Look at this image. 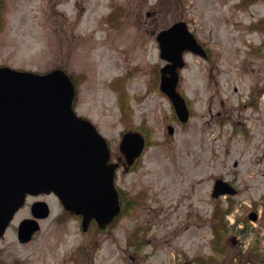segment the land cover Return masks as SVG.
Returning a JSON list of instances; mask_svg holds the SVG:
<instances>
[{"label":"rangeland","instance_id":"obj_1","mask_svg":"<svg viewBox=\"0 0 264 264\" xmlns=\"http://www.w3.org/2000/svg\"><path fill=\"white\" fill-rule=\"evenodd\" d=\"M0 6V65L62 67L77 76L74 109L106 137L110 159L120 158L115 183L127 197L113 224L83 231L53 194H42L48 213L20 242L16 228L30 215L28 197L0 240V264H72L68 253L83 245L90 255L82 264H264V0H0ZM112 6L118 15L107 20ZM178 19L208 48L205 58L183 54L178 90L192 111L183 124L159 89L165 60L154 39ZM126 130L149 141L131 166L118 147ZM217 176L237 193L212 197ZM218 222L223 237L214 241Z\"/></svg>","mask_w":264,"mask_h":264},{"label":"water","instance_id":"obj_2","mask_svg":"<svg viewBox=\"0 0 264 264\" xmlns=\"http://www.w3.org/2000/svg\"><path fill=\"white\" fill-rule=\"evenodd\" d=\"M157 38L168 60L161 68L160 89L178 118L186 121L189 111L176 91V67L184 63L182 51H198V45L182 21L160 31ZM73 97V82L60 68L36 73L0 66V236L27 194L54 193L65 209L82 216L84 229L92 218L103 228L119 212L117 163L109 161L107 142L96 127L74 112ZM143 147L138 131L122 134L119 149L128 165ZM225 192L235 189L216 179L212 195ZM31 210L35 217H45L48 205L38 200ZM36 228V219L26 218L18 237L27 240Z\"/></svg>","mask_w":264,"mask_h":264},{"label":"flooded vegetation","instance_id":"obj_3","mask_svg":"<svg viewBox=\"0 0 264 264\" xmlns=\"http://www.w3.org/2000/svg\"><path fill=\"white\" fill-rule=\"evenodd\" d=\"M251 2L252 0H248V2ZM115 12H117V9L115 8V6H112V7H110V10L108 11V14H107V20L108 19H110V18H115L118 14L116 13L115 14ZM120 13V12H119ZM150 11L149 10H146L145 11V16H149L150 15ZM1 18H2V8H1V6H0V20H1ZM178 20H184V19H178ZM175 21H177V20H175ZM175 21H173V22H175ZM185 21V20H184ZM172 22V23H173ZM186 22V21H185ZM1 23V22H0ZM170 25V24H169ZM168 25V26H169ZM167 27V26H166ZM165 28V27H164ZM161 29H163V28H161ZM160 29V30H161ZM159 30V31H160ZM158 31V32H159ZM158 32L154 35V39H155V44H156V46H157V50H158V53H159V51H160V41L157 39V35H158ZM193 32V34H194V36L196 37V39L198 40V42L202 45V47L204 48V50L206 51V53H208V48H207V46L205 45V43L196 35V33L194 32V31H192ZM163 64H165V61H164V63ZM159 68H160V66H159ZM244 105H246V104H244ZM220 114H223L222 113V111L221 110H218L217 112H216V114L215 115H220ZM118 161H120V158H118ZM40 196V194L39 195H30L29 197H31L32 199H31V203L33 202V201H35V200H37V199H40V198H38ZM127 198V197H126ZM126 198H124L123 199V202L126 200ZM31 203L29 204V213H30V215H26V216H24V217H22L19 221H18V223H17V228H18V224L20 223V221L22 220V219H24V218H28V217H31L32 216V211H31ZM69 213V212H68ZM73 215V214H72ZM75 218H77L79 221H80V219H81V217L79 216V215H73ZM115 221V220H114ZM113 221V222H114ZM10 224V223H9ZM113 224V223H112ZM9 226V225H8ZM110 226V225H109ZM92 227H95L97 230H100L99 229V227L96 225V223L93 221V220H91L90 221V223H89V226H88V228H87V230H89L90 228H92ZM17 228H16V234H17ZM81 228V227H80ZM82 230V229H81ZM83 231H86V230H83ZM32 236H33V234H32ZM3 237V236H2ZM31 238V237H30ZM29 240V239H28ZM28 240H20L19 239V241L20 242H26V241H28ZM94 247H97L98 246V244H95V245H93ZM79 248H76V249H74L73 251H70L69 253H68V258H70L71 260H72V264H82V261H83V259L86 257V256H89L90 255V251H87V245H83V246H78ZM92 247V246H91ZM90 249V248H89Z\"/></svg>","mask_w":264,"mask_h":264},{"label":"trees","instance_id":"obj_4","mask_svg":"<svg viewBox=\"0 0 264 264\" xmlns=\"http://www.w3.org/2000/svg\"><path fill=\"white\" fill-rule=\"evenodd\" d=\"M223 214H224V212L221 213V217L223 216ZM221 222H222V221H221ZM221 222H218V223H217L216 225H214V227H213L214 230H215V236H216L217 239H219L220 236L223 237V234H220V232H219V233L216 232V231L218 230L216 227L218 226V228H219L220 225H223V224H221ZM215 250L218 251V252L221 254L220 250L218 249V245L216 246Z\"/></svg>","mask_w":264,"mask_h":264}]
</instances>
